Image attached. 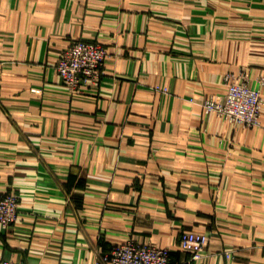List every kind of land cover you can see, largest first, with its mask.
Instances as JSON below:
<instances>
[{
    "label": "crops",
    "instance_id": "crops-1",
    "mask_svg": "<svg viewBox=\"0 0 264 264\" xmlns=\"http://www.w3.org/2000/svg\"><path fill=\"white\" fill-rule=\"evenodd\" d=\"M102 42L95 84L56 70L76 39ZM243 80L259 124L206 112ZM0 257L93 264L132 239L195 264H264V0H0Z\"/></svg>",
    "mask_w": 264,
    "mask_h": 264
},
{
    "label": "built area",
    "instance_id": "built-area-1",
    "mask_svg": "<svg viewBox=\"0 0 264 264\" xmlns=\"http://www.w3.org/2000/svg\"><path fill=\"white\" fill-rule=\"evenodd\" d=\"M107 48L95 40H73L60 54L56 70L69 92H78L84 86L95 84L102 74ZM263 100L258 89L243 80L227 85L225 93L217 99L208 98L203 106L206 112L222 116L232 124L254 126L259 124ZM18 214V197L14 193L0 195V225L14 222ZM208 243V234L196 230H183L179 245L188 252L183 260L173 261L167 248L150 242L129 239L114 245L109 252L93 264H195ZM0 264H28L22 260L0 257Z\"/></svg>",
    "mask_w": 264,
    "mask_h": 264
},
{
    "label": "rangeland",
    "instance_id": "rangeland-1",
    "mask_svg": "<svg viewBox=\"0 0 264 264\" xmlns=\"http://www.w3.org/2000/svg\"><path fill=\"white\" fill-rule=\"evenodd\" d=\"M239 81H241V80H239Z\"/></svg>",
    "mask_w": 264,
    "mask_h": 264
}]
</instances>
